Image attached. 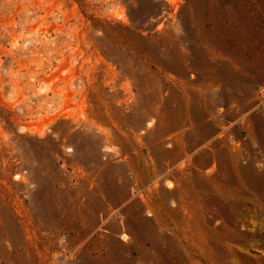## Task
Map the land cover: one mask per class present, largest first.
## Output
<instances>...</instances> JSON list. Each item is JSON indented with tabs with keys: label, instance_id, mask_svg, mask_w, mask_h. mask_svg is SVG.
Returning <instances> with one entry per match:
<instances>
[{
	"label": "rangeland",
	"instance_id": "obj_1",
	"mask_svg": "<svg viewBox=\"0 0 264 264\" xmlns=\"http://www.w3.org/2000/svg\"><path fill=\"white\" fill-rule=\"evenodd\" d=\"M0 264H264V0H0Z\"/></svg>",
	"mask_w": 264,
	"mask_h": 264
}]
</instances>
